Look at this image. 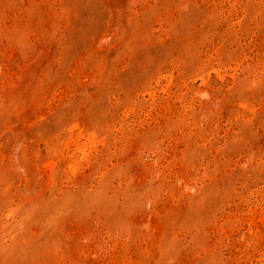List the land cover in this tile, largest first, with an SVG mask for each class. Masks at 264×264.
I'll use <instances>...</instances> for the list:
<instances>
[{"label":"rangeland","instance_id":"obj_1","mask_svg":"<svg viewBox=\"0 0 264 264\" xmlns=\"http://www.w3.org/2000/svg\"><path fill=\"white\" fill-rule=\"evenodd\" d=\"M0 264H264V0H0Z\"/></svg>","mask_w":264,"mask_h":264}]
</instances>
